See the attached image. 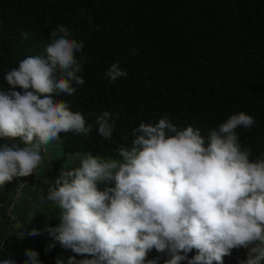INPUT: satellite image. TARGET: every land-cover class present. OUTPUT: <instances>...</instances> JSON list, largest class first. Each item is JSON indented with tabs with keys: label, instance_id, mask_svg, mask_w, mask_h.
Instances as JSON below:
<instances>
[{
	"label": "clouds",
	"instance_id": "clouds-1",
	"mask_svg": "<svg viewBox=\"0 0 264 264\" xmlns=\"http://www.w3.org/2000/svg\"><path fill=\"white\" fill-rule=\"evenodd\" d=\"M84 48L67 26L57 25L44 54L24 58L5 74L0 139L10 143L0 145V190L34 174L42 152L60 141L61 133L93 131L84 115L57 99L74 95L85 83L79 75ZM124 76L118 63L107 72L112 82ZM254 123L239 112L204 137L193 126L179 129L167 116L141 122L131 146L117 149L118 158L88 152L78 166L62 169L46 194L59 209V223L24 228L17 237L46 232L54 241L49 249L58 243L76 254L67 264H145L153 249L168 256L165 264H224V257L240 248L247 249L240 264H264V158L250 159L237 132ZM95 125L111 140L112 113L103 111ZM23 254V264H41L39 252L29 248ZM0 264L17 260L9 254Z\"/></svg>",
	"mask_w": 264,
	"mask_h": 264
},
{
	"label": "trees",
	"instance_id": "trees-1",
	"mask_svg": "<svg viewBox=\"0 0 264 264\" xmlns=\"http://www.w3.org/2000/svg\"><path fill=\"white\" fill-rule=\"evenodd\" d=\"M57 25L85 44L86 56L79 73L85 83L57 99L84 115L93 131L61 133L63 155L49 160L52 174L60 173L68 155L118 158L117 149L131 146L141 122L154 124L164 116L207 137L231 115L245 112L255 123L237 129L240 143L251 150L250 159L264 158V0H0V90L21 60L44 54ZM113 63L126 72L115 82L107 77ZM103 111L115 119L111 140L96 130ZM4 143L10 142L0 139ZM41 195L37 190L30 205L46 199ZM27 196L23 191L16 205ZM19 221L37 228L30 217ZM25 238L45 249L41 263H57L61 246L49 249L54 241L46 232Z\"/></svg>",
	"mask_w": 264,
	"mask_h": 264
},
{
	"label": "crops",
	"instance_id": "crops-1",
	"mask_svg": "<svg viewBox=\"0 0 264 264\" xmlns=\"http://www.w3.org/2000/svg\"><path fill=\"white\" fill-rule=\"evenodd\" d=\"M51 159L53 158L43 160L39 168L31 176L16 178L11 183L6 184L4 190H0V204H2V206L4 207L3 210L5 209L4 211L2 210L0 212V246H2L0 247V259L5 258L9 254H11L17 260V264H23V261L25 260V256L23 254L24 250L29 248L39 252L40 259L44 256V248L34 244L32 241H29L28 238L24 237L23 239H20L17 237V232H14L13 230L14 223L11 222V219L12 217H16L19 220L23 221L24 219L30 217L34 221L35 226L39 229H42L46 223H53L56 225L59 223V220L52 219L56 212L59 210L53 208L56 205H54L52 202L47 201L46 199H38L40 200V202L34 203L32 205H30V203L28 202V199L33 198L32 195L36 193L37 190L42 191V195L40 196L41 198L43 195L47 194L49 182L54 181V179L59 175L52 174V167L51 165H49V160ZM42 168H46V174L49 175L47 178L43 177L44 175H42ZM21 185L25 186V196L28 195V198L26 200L27 204L24 203L21 205H16L17 203L14 202V198L12 197L10 192L15 188L20 187ZM99 187L102 190L104 185H99ZM4 215H6V218ZM73 255L76 254L71 250L63 249L62 247H60L57 251L58 258H63L65 264H67V258ZM193 255H195V250H193L192 253H189L190 257ZM154 256L159 257L161 262L160 264H165V260L168 259V256L166 254L159 253L155 249H153L147 254L145 258V264H149L151 258H153ZM246 256L247 249L240 248L233 249L232 254L229 256H225L224 259L234 261L240 259L241 261L243 259H246ZM77 257L79 259L83 258L79 255H77ZM182 264H187V262H182Z\"/></svg>",
	"mask_w": 264,
	"mask_h": 264
},
{
	"label": "rangeland",
	"instance_id": "rangeland-1",
	"mask_svg": "<svg viewBox=\"0 0 264 264\" xmlns=\"http://www.w3.org/2000/svg\"><path fill=\"white\" fill-rule=\"evenodd\" d=\"M61 141H56V142H52L47 146V151L45 152V154H42L44 156V160H47L49 158H55V160H57V158L59 159L60 157H62V145H61ZM84 154H75V155H68L67 160L63 166L62 169H70L73 167H76L79 165L81 159L83 158ZM61 169V170H62ZM42 175H44L43 177H48L49 175L46 174V168H42ZM60 170V171H61ZM47 175V176H45ZM45 179V178H44ZM25 190V188L23 189V191ZM10 194L12 195V197H14V190H12L10 192ZM54 209L58 210V208L56 206L53 207ZM54 215V214H53ZM59 218V210L56 212V214L53 216V220H58ZM50 221V218H49ZM157 257V256H154ZM159 259V257H158Z\"/></svg>",
	"mask_w": 264,
	"mask_h": 264
},
{
	"label": "built area",
	"instance_id": "built-area-1",
	"mask_svg": "<svg viewBox=\"0 0 264 264\" xmlns=\"http://www.w3.org/2000/svg\"><path fill=\"white\" fill-rule=\"evenodd\" d=\"M24 188H25L24 185H21L20 187L16 188L15 199H14L16 203L19 202V200L22 198V192ZM0 211H1V207H0ZM11 222L14 223V228H13L14 232L21 231L24 228H27L28 230L32 229L30 222H28L27 224H24L21 221H19V219L16 217H12ZM153 260H156L158 262L159 259L158 257H154Z\"/></svg>",
	"mask_w": 264,
	"mask_h": 264
}]
</instances>
